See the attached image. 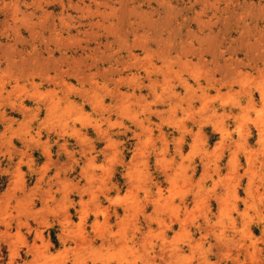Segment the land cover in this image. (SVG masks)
Segmentation results:
<instances>
[{"label": "rangeland", "instance_id": "obj_1", "mask_svg": "<svg viewBox=\"0 0 264 264\" xmlns=\"http://www.w3.org/2000/svg\"><path fill=\"white\" fill-rule=\"evenodd\" d=\"M0 264H264V0H0Z\"/></svg>", "mask_w": 264, "mask_h": 264}, {"label": "crops", "instance_id": "obj_2", "mask_svg": "<svg viewBox=\"0 0 264 264\" xmlns=\"http://www.w3.org/2000/svg\"><path fill=\"white\" fill-rule=\"evenodd\" d=\"M147 222L144 221V225H143V229L145 230L147 227ZM152 227L154 228V226L152 225ZM101 242L97 240L96 244H100ZM95 245V244H94Z\"/></svg>", "mask_w": 264, "mask_h": 264}, {"label": "bare ground", "instance_id": "obj_3", "mask_svg": "<svg viewBox=\"0 0 264 264\" xmlns=\"http://www.w3.org/2000/svg\"><path fill=\"white\" fill-rule=\"evenodd\" d=\"M83 148V147H82ZM127 207V206H126ZM178 252V251H177Z\"/></svg>", "mask_w": 264, "mask_h": 264}]
</instances>
